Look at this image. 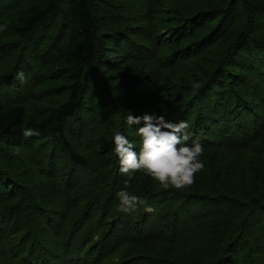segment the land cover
I'll return each mask as SVG.
<instances>
[{"label": "trees", "instance_id": "trees-1", "mask_svg": "<svg viewBox=\"0 0 264 264\" xmlns=\"http://www.w3.org/2000/svg\"><path fill=\"white\" fill-rule=\"evenodd\" d=\"M0 29V264H264V0H0ZM127 112L187 122L191 185L120 172Z\"/></svg>", "mask_w": 264, "mask_h": 264}, {"label": "clouds", "instance_id": "clouds-1", "mask_svg": "<svg viewBox=\"0 0 264 264\" xmlns=\"http://www.w3.org/2000/svg\"><path fill=\"white\" fill-rule=\"evenodd\" d=\"M2 30V29H0ZM21 82L25 77L23 72L17 74ZM198 87V85H197ZM125 122L128 126L143 124L136 133L141 137L142 147L137 153L131 142L122 133L114 136V151L119 157L120 172L132 178L138 170H145L153 179L164 187L169 185L183 188L194 182V175L200 171L204 164L198 159L202 147L197 142L189 146L187 139L188 124L185 121H167L164 116L144 114L135 116L127 112ZM25 136L38 135L34 130L28 129ZM120 200L121 211L143 203L140 197L130 195L122 190L117 193Z\"/></svg>", "mask_w": 264, "mask_h": 264}, {"label": "rangeland", "instance_id": "rangeland-1", "mask_svg": "<svg viewBox=\"0 0 264 264\" xmlns=\"http://www.w3.org/2000/svg\"><path fill=\"white\" fill-rule=\"evenodd\" d=\"M1 16H3V15H1ZM2 18H3V17H1V19H2ZM12 38H13V37H11V38L9 39V37H6L5 39L9 41V40H11ZM0 89H1V86H0ZM15 91H16L15 87L11 89V92H12L13 95H15ZM97 240H98V239L96 238V241H97ZM93 249H97V248H96V245L93 246ZM98 249H99V248H98ZM100 250H101V247H100ZM97 251H99V250H97Z\"/></svg>", "mask_w": 264, "mask_h": 264}]
</instances>
